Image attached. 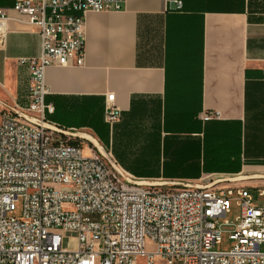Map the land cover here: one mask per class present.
Segmentation results:
<instances>
[{"label":"crops","instance_id":"crops-1","mask_svg":"<svg viewBox=\"0 0 264 264\" xmlns=\"http://www.w3.org/2000/svg\"><path fill=\"white\" fill-rule=\"evenodd\" d=\"M175 1L87 13L84 65L46 69L49 119L95 137L137 179L264 176V0ZM16 2L0 0L11 17L0 29V100L26 107L41 38ZM109 93L122 112L113 125Z\"/></svg>","mask_w":264,"mask_h":264},{"label":"built area","instance_id":"built-area-1","mask_svg":"<svg viewBox=\"0 0 264 264\" xmlns=\"http://www.w3.org/2000/svg\"><path fill=\"white\" fill-rule=\"evenodd\" d=\"M126 3L17 0L13 7L38 28L41 52L28 60V106L0 100V264H139L140 257L152 264L155 256L167 264H264V203L248 194L254 188L264 195V185L246 184L264 176L208 175L199 183L137 179L95 137L97 144L49 119L55 107L47 102L46 69L83 66L87 13L119 12ZM9 18L0 7V29ZM121 115L109 93L105 121L113 125ZM235 189L241 213L229 231L232 248L214 250Z\"/></svg>","mask_w":264,"mask_h":264},{"label":"rangeland","instance_id":"rangeland-1","mask_svg":"<svg viewBox=\"0 0 264 264\" xmlns=\"http://www.w3.org/2000/svg\"><path fill=\"white\" fill-rule=\"evenodd\" d=\"M77 142H80V141H76L75 143H77ZM87 152L88 151L86 149V153ZM213 176H214L213 178L224 177V176H218V175H213ZM246 181H248V182H246V184H248V185H262V184L264 185V181H258V180H254V179H252V180L247 179ZM155 182L164 183L166 181L158 180ZM248 194H249V196H252V198L254 199L256 204L262 205L264 203V195H261V191L258 192L257 189L248 188ZM239 199H240V195H239L238 189H235L234 194L231 196V200H230V212L227 214V216L225 218L221 219V223L224 224L223 228H222V230H223V234H222V238H221L222 243L219 245H216L214 247V250L229 251L232 248V242H230V240H229V231L234 227V225L237 222V218L239 217V215L241 213V207L239 205ZM14 215L17 217L22 216V202L21 201L16 204ZM227 222L229 223L228 225L226 224ZM148 248H150V247L148 246ZM153 249H154V247L150 248L151 251H153ZM260 249H261V251L264 252V243L261 245ZM139 264H147L146 258L140 257ZM152 264H167V263L164 260H162L160 257L155 256Z\"/></svg>","mask_w":264,"mask_h":264},{"label":"water","instance_id":"water-1","mask_svg":"<svg viewBox=\"0 0 264 264\" xmlns=\"http://www.w3.org/2000/svg\"><path fill=\"white\" fill-rule=\"evenodd\" d=\"M81 135L82 136H84V137H86V138H88V139H90L91 141H93L95 144H97V142L90 136V135H88L87 133H81ZM100 148L102 149V150H104L103 149V147H101L100 146ZM249 177H256V176H243V178H249ZM257 177H259V176H257Z\"/></svg>","mask_w":264,"mask_h":264}]
</instances>
